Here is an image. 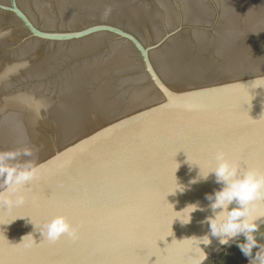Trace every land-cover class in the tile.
I'll return each mask as SVG.
<instances>
[{
	"label": "water",
	"instance_id": "1",
	"mask_svg": "<svg viewBox=\"0 0 264 264\" xmlns=\"http://www.w3.org/2000/svg\"><path fill=\"white\" fill-rule=\"evenodd\" d=\"M262 7L264 0H0V63L156 39Z\"/></svg>",
	"mask_w": 264,
	"mask_h": 264
},
{
	"label": "clouds",
	"instance_id": "2",
	"mask_svg": "<svg viewBox=\"0 0 264 264\" xmlns=\"http://www.w3.org/2000/svg\"><path fill=\"white\" fill-rule=\"evenodd\" d=\"M213 160L214 165L203 176L200 175L201 169L198 166V179L206 181L211 174H214L215 182L222 187L206 194L205 198L209 202L208 207L213 214L203 221L208 225L209 234H205L201 238L195 237L199 242L197 246L200 248L201 244L209 245L211 243L210 236L218 238L221 245L230 246L232 241H238L235 244L245 256L250 257L252 249L258 247L253 235L258 227L254 213L258 211V205L255 202L264 200V170L258 168L241 170L240 165L229 158L223 150H217ZM5 171L7 179L5 190L0 191V203H22L23 198L19 195L21 188L35 178V170L8 168ZM197 210L203 209L199 204H190L182 211L175 212L185 213L186 211L188 221L183 224H188L191 221V214ZM259 215H264V212H260ZM177 219L181 221L180 218ZM39 232L43 239L50 242H55L64 235L72 239L78 238L77 227L67 216L62 214L54 216L41 225ZM241 237L243 240L240 239ZM205 259H207L206 256ZM197 264H203V261H198Z\"/></svg>",
	"mask_w": 264,
	"mask_h": 264
},
{
	"label": "snow or ice",
	"instance_id": "3",
	"mask_svg": "<svg viewBox=\"0 0 264 264\" xmlns=\"http://www.w3.org/2000/svg\"><path fill=\"white\" fill-rule=\"evenodd\" d=\"M233 160H235V161L238 163L237 159L233 158ZM239 160H240V162H246V161L248 160L247 154H246V153L241 154ZM164 239H165V238L163 237L162 234H158L157 239H156V245H157V241H162V240H164ZM157 247H158V246H157ZM158 248H159V247H158ZM159 249H160V248H159ZM160 250H161V251H160V254H161V255L166 254V248H164V249H160Z\"/></svg>",
	"mask_w": 264,
	"mask_h": 264
}]
</instances>
